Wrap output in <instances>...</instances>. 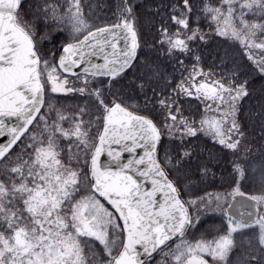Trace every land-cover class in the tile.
Masks as SVG:
<instances>
[{"label":"snow or ice","instance_id":"1","mask_svg":"<svg viewBox=\"0 0 264 264\" xmlns=\"http://www.w3.org/2000/svg\"><path fill=\"white\" fill-rule=\"evenodd\" d=\"M0 264H264V0H0Z\"/></svg>","mask_w":264,"mask_h":264}]
</instances>
